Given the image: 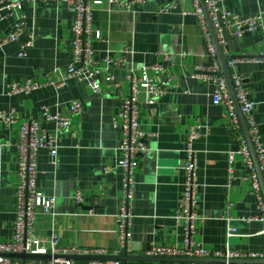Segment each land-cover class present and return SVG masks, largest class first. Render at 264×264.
I'll return each instance as SVG.
<instances>
[{"label":"crops","instance_id":"1","mask_svg":"<svg viewBox=\"0 0 264 264\" xmlns=\"http://www.w3.org/2000/svg\"><path fill=\"white\" fill-rule=\"evenodd\" d=\"M69 0L25 2L22 11L27 29L17 42L0 48V110H13L22 121L40 118L42 107L51 114L65 113L72 101L82 104L81 115L72 119L70 132L57 137V156L52 163L47 150L37 154V186L46 197H53V215L35 210L34 236L46 241L53 230L62 249L109 254L118 250L117 222L122 189V173L116 167L121 160L120 128L113 126L123 100L128 94L125 77L138 74L144 66L161 65L163 73L155 80L165 90L154 104L140 95L139 128L150 134L149 156L136 158L135 197L127 248L119 256L145 257L152 246L184 248V230L175 221L186 180L184 163L188 129L199 125L200 136L192 143L196 186L195 213L202 219L194 227V240L205 248L224 252H264L263 223L258 221L256 196L245 180L246 169L239 157L233 163L234 180L228 186V152L237 149L236 134L224 117V108L212 104L214 84L192 78L195 68L210 67L212 59L193 6L178 3L175 10H159L178 0H142L129 8L102 0L92 12V27L102 41H94L95 57L123 56V62L111 66L101 77L102 92L91 93L84 83L71 79L60 88L45 87L28 95H7L12 82L43 79L55 71L60 80L72 62L73 16ZM217 6L239 18L261 13L264 0H215ZM12 19L0 25L3 33L12 29ZM34 31L35 40L24 57L17 54L20 45ZM220 45L224 57L256 56L264 46V31L257 29L238 38L232 29L223 32ZM172 56L169 65L164 56ZM219 62V59H218ZM220 65V63H219ZM221 68V66H220ZM243 79L254 103L253 116L264 147V63H239L229 72ZM111 81H106V76ZM163 83V84H162ZM117 85V86H115ZM43 130L54 132L53 123L42 122ZM17 127L9 131L0 126V242L12 237L16 208L17 159L13 143ZM109 172L105 173L104 168ZM80 193L81 203L75 195ZM262 193V192H261ZM228 214L234 236H226ZM239 218H256L250 222ZM72 262L88 261L91 256H70ZM112 255L103 256L113 261ZM121 264L140 262L127 261ZM245 262V261H241ZM154 262H141L150 264ZM212 264H224L213 259ZM243 264V263H239Z\"/></svg>","mask_w":264,"mask_h":264},{"label":"built area","instance_id":"2","mask_svg":"<svg viewBox=\"0 0 264 264\" xmlns=\"http://www.w3.org/2000/svg\"><path fill=\"white\" fill-rule=\"evenodd\" d=\"M36 0H0V25L7 19H12V29L3 33L0 29V48L7 44L17 42L27 29L26 17L22 11L25 2L34 3ZM109 3H116L120 8H129L134 3H141L142 0H108ZM189 2L193 6L192 12H183V15L196 16L200 28L207 42L208 52L212 59L210 67L195 68L192 78L201 82H212L214 92L212 104L224 108V117L229 123L230 129L236 134L237 149L228 152V186L234 180L233 163L239 157L243 163L247 180L256 196L257 209L261 213L258 221L263 223L264 234V198L261 193V186L255 169L247 141L242 132L237 112L234 108L227 84L221 75V68L218 62L216 49L209 32L204 9L200 0H178L172 2L159 10L160 14H166L175 10L178 3ZM69 9L73 16L71 27L72 34V62L62 73L60 80H55V71L44 74L42 80H23L12 82L7 87V95L18 94L28 95L45 87L55 89L62 88L68 80L74 79L84 83L86 88L93 94L99 95L102 92L100 77L111 67L123 62V56L106 55L102 59L95 57L92 43L102 41L101 35L92 27V12L96 7L102 5V0H69ZM203 5L208 15L209 22L213 28L218 45L224 44L223 32L232 29L236 37L240 38L247 32L257 29L264 31V17L258 13L251 17L239 18L227 11L221 10L215 0H203ZM35 40L34 31L28 33L27 39L20 45L18 57H24L25 51L33 46ZM164 60L171 65L172 56H164ZM264 63V46L256 56H235L227 58L225 65L230 72L239 63ZM165 68L155 64L142 67L138 74L130 71L126 77L128 94L124 98L121 109L116 118L113 119V126L120 128L121 160L116 167L122 173V189L119 200L118 212L115 215L117 222L118 250L108 253L104 249L94 251H82L79 249H62L59 247V237L56 230H53L50 239L41 241L34 236L35 210L41 208L46 213L53 215L55 199L44 196L37 186V154L40 150H47L52 163H55L57 156V137L60 133L70 132L72 119L81 115L83 106L77 101H72L67 106L65 113L51 114L46 107H42L40 118L22 121L17 118L13 110H0V126L9 131L17 127V137L13 148L17 159V182H16V208L12 223V237L8 242H0V264H121L119 261L88 260L75 263L67 259L70 256H91L103 257L112 255L114 257L126 250L130 234L132 220V206L135 197L134 175L137 170L136 158L138 156H149L150 148L147 144L150 134H146L139 128L140 117V95L146 97L147 104H154L165 94L162 85L157 83L155 77L163 73ZM113 77L106 76L105 80L111 81ZM234 92V98L238 105L243 122L247 127L248 137L253 148L255 160L264 180V147L262 146L258 127L253 116L254 103L248 91L244 87L243 79L235 74L229 76ZM163 84V83H162ZM117 86V85H115ZM42 122L53 123L54 132L50 133L41 127ZM200 126L195 124L189 127L187 144L185 149L186 159L184 170L186 180L182 192L181 204L175 215V221L184 230V248L157 247L152 246L145 251L147 258H181V259H222L224 264H236V261L258 260L264 261L263 253L235 252L225 250L219 252L205 248L201 243L194 240V227L198 221H202L195 213V192L196 186L193 182L195 162L192 143L199 138ZM105 173L109 168H104ZM76 203H81L80 193L75 195ZM222 219L226 222V236L228 239L234 236L235 229L230 226L233 221L228 214ZM240 221L250 222L256 218H239ZM11 254L37 255L43 257L39 260L20 261L9 258ZM141 264V263H135ZM150 264H210V263H160Z\"/></svg>","mask_w":264,"mask_h":264},{"label":"water","instance_id":"3","mask_svg":"<svg viewBox=\"0 0 264 264\" xmlns=\"http://www.w3.org/2000/svg\"><path fill=\"white\" fill-rule=\"evenodd\" d=\"M200 2H201V5H202V7L204 9V14H205V17H206V20H207L209 32L211 34V38L213 40V43H214V46H215V49H216V53H217V56H218V59H219V63H220V66H221V75L223 76V78L226 81V84H227L231 99H232L233 104H234V108H235V110L237 112V115L239 117L241 128H242V132H243V134L245 136V139L247 141L249 150L251 152V156H252V159L254 161L255 169H256L257 176H258V179H259V183H260V186H261V192H262V195H263V198H264V180H263V177H262V175H261V173L259 171V166H258V164H257V162L255 160V155H254V152H253V148H252V145L250 143V139H249L248 133H247V127L245 126V124L243 122L242 116H241V114L239 112V109H238V105H237V103L235 101V98H234V92H233V89H232V86H231V82H230V79H229V71L227 70L226 65H225L226 57L223 56L221 48H220V46L217 43L213 28H212V26H211V24L209 22L207 12H206L205 7L203 5V0H200ZM7 256L9 258H11V259L20 260V261L39 260V259L43 258V257L37 256V255H26V254H11V255H7ZM72 258L73 257H67V259H69V260H71ZM110 258L113 261H121V262H125V263H127V261L140 262V263L141 262H160V263L178 262V263H210V264L213 263V259L200 260V259H181V258H147V257H129L127 255H122V256H117V257H110ZM105 259L106 258H100V257H89L88 258V260H105ZM239 263H243V264H264V261H258V260H249V261H245V262L236 261V264H239Z\"/></svg>","mask_w":264,"mask_h":264}]
</instances>
